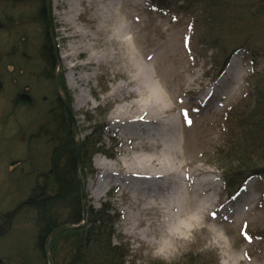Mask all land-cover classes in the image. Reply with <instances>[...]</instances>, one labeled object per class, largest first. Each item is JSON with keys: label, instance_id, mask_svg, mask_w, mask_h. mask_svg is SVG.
<instances>
[{"label": "rangeland", "instance_id": "rangeland-1", "mask_svg": "<svg viewBox=\"0 0 264 264\" xmlns=\"http://www.w3.org/2000/svg\"><path fill=\"white\" fill-rule=\"evenodd\" d=\"M247 6L244 4L242 11H233L234 14H238V10L243 12L242 24H224L222 30L218 27V32L210 33L209 37L215 36L223 41L220 46L227 53L230 50L231 53L238 42L244 41H235L238 31L242 30L240 35L243 39L251 31L264 33V18L259 19L258 29L257 25L244 19L245 15L248 20V14H244ZM3 8L4 3L0 2V12ZM50 9L57 56L54 75L58 76L60 71L64 79L70 98V105L67 104L76 127V143L78 138L81 142L90 135L95 130L93 127L101 125L104 127L100 131V145L104 151L112 149L108 153L113 154V157L104 153H96L92 157L94 177H87L83 181L80 175L86 196L84 203L95 210L104 203L108 204L118 215L113 226L115 235L112 244L116 245L120 237L129 252L127 260L135 264H176L185 261L191 253L209 252L217 256L218 264H264V177L249 179L237 203H228L226 195L223 196V163L209 156L222 143L226 113L247 99V82L252 72L255 70L264 75V44L256 46L255 49L262 55L255 61L244 50L230 55L225 70L233 59L235 62L229 76L238 69L243 70L242 75L236 83L227 76L219 82L225 70L218 79H214L213 70L221 51L215 49L216 45L214 49L206 50L204 45L195 43L191 17L174 12V9L153 10L146 0H51ZM109 12L117 14L110 16L107 15ZM71 16L75 17L73 23L69 21ZM120 18H124L126 23V46L119 42L122 36L118 37L116 33ZM202 29L207 31L205 26ZM230 29L235 31L231 34ZM79 31L88 36L85 41L74 38ZM40 41L36 40L33 49L27 52L31 53L30 63H38L32 57L37 56ZM84 42L90 47L88 54L73 60L69 56L70 49ZM9 47V38L0 35V215L26 198L33 185L32 166L39 170L47 169L50 152L44 140L35 141L33 145L27 141L30 133L37 128L34 123L29 124L36 110L29 112L27 107H17L15 104L16 95L25 91L24 86L28 88L23 94L32 99L35 96L38 101L39 97L49 96L50 86L48 82H41L43 79H38L37 73L42 69L38 66L32 67L35 68L34 72L29 71L30 67L27 66L22 72L18 68L10 71L5 60V51ZM66 55L68 57L63 58ZM90 56L94 57L96 64L85 68L76 66L71 73L68 71L69 67L81 64ZM71 78L76 90L70 86ZM82 78H88L89 81L78 83L77 80ZM151 82L162 95V100L158 98L157 103L150 97ZM140 84L143 91H140ZM79 90L87 95L88 100L76 108L74 103ZM130 92H141L142 96L129 97ZM150 100L154 101L152 107H148ZM35 102L40 105V102ZM133 105L141 109L139 112L160 118L168 125L172 124L171 118L177 122L179 148L173 162L180 174V183L182 186H195L196 194L192 195L194 203L207 200L203 209L197 210L199 213L194 215L190 230L185 232L183 239L173 238L172 242L164 237L163 234L167 233L165 229L169 231L163 228L166 217L160 216L157 210L141 211L142 203L137 207H129L131 200L119 187L109 184L103 197L96 199L93 196L96 180L102 171L94 164L96 157L115 163L113 172L122 173L126 168V159L128 164L133 157L149 154L148 145L140 142L146 137V131L160 125H139L135 131L139 139L131 140L130 135L118 132L115 127L113 129L115 121L110 120L112 111L116 109L122 111L119 110L121 116L116 119L128 118L134 112ZM100 112H103L101 117L98 116ZM87 115L92 119L91 122L86 121ZM138 143L142 148L135 149L134 144ZM207 180L211 182L207 185L209 190L205 192L202 188L206 186L202 182ZM87 183H90L88 190ZM129 212L136 214L138 219L135 235L129 234L127 230ZM176 217L177 222L188 223L187 215L177 214ZM31 218L30 213L22 214L11 224V232L0 238V264H11L7 258L16 257L19 248L28 252L27 243L32 241L34 234ZM141 232L144 235H140ZM25 238L26 242L23 241ZM163 241L167 244L163 245ZM154 242L158 245H152Z\"/></svg>", "mask_w": 264, "mask_h": 264}, {"label": "trees", "instance_id": "trees-1", "mask_svg": "<svg viewBox=\"0 0 264 264\" xmlns=\"http://www.w3.org/2000/svg\"><path fill=\"white\" fill-rule=\"evenodd\" d=\"M146 1L153 10L174 9V12L191 17L195 43L204 45L206 50L214 49L216 45L215 49H219L221 53L220 59L214 65V79L222 75L229 56L238 50L250 53L253 61L262 55V52L255 49L257 45L264 44V33H258L259 30L251 31L244 39L240 35L243 33L242 30L238 31L239 35L235 41H244L238 42L231 53V50L227 53L225 52L227 50L220 46L223 41H219L215 36H209L212 32H218V27L222 30L224 24L228 26L242 24L243 12L239 10L242 11L244 4L248 5L244 13L248 14V20L245 15L244 19L254 26L257 25L258 29L259 19L264 18V0ZM247 1L252 3H244ZM235 9H239L238 14L233 13ZM204 26L207 28L206 32L202 29ZM229 31L232 34L235 29ZM43 45L44 47L41 46L42 48L37 50L41 63L36 62L33 67H42L37 77L47 79L50 86L49 96L39 97V101L35 96L28 102L16 99L15 104L18 105L17 107L20 105L27 107L29 112L36 110L29 124L34 123L37 128L30 133L27 141L33 145L35 141L44 140L45 145L50 147L49 164L45 170L32 166L33 185L26 198L0 215V238L11 232V224L15 219H19L25 213L32 215L34 234L31 237L32 241L27 243L28 252L19 248L16 257L7 258L8 263L48 264L45 244L50 234L59 226H79L84 222L81 227L59 231L51 238L48 252L53 264H135L134 261L127 260L129 252L120 237L116 245L112 244L115 235L113 226L118 220L114 209L105 203L98 210L86 203L85 209L82 208V189L78 181V172L83 181L87 177H94L92 157L96 153L113 157V154L108 153L112 149L104 151V147L100 145V131L104 126L93 127L95 130L80 142V165L79 168L77 167L76 127L54 87L57 56L49 35L44 39ZM203 55L206 56L205 53ZM251 75L247 82L245 94L247 99L242 105L226 113L222 143L212 154H209L210 157H215L223 163V196L226 195L228 200L235 198L249 179L264 177V75L255 70ZM57 83L61 95L70 105V98L60 71ZM35 101L40 102V105H36ZM102 115L103 112L98 113L99 117ZM87 117L86 121L91 122L92 119L88 115ZM84 200L86 201V196ZM23 241L26 242L27 239ZM31 251L34 253L32 254ZM176 264H218V260L212 252L191 253L186 256L185 261Z\"/></svg>", "mask_w": 264, "mask_h": 264}, {"label": "bare ground", "instance_id": "bare-ground-1", "mask_svg": "<svg viewBox=\"0 0 264 264\" xmlns=\"http://www.w3.org/2000/svg\"><path fill=\"white\" fill-rule=\"evenodd\" d=\"M73 11L74 9L71 11V13H73ZM78 14L80 15V12ZM109 14L110 16H116L117 13H107V15ZM101 18L103 19L104 17L101 16ZM74 20V16H71L69 18V21L71 23H73ZM125 28L126 23L124 21V18L118 19V30L116 33L118 37L122 36V39L120 38L119 42L123 43V45L126 46L128 45V38ZM87 37L88 36L85 33L79 31V34L75 35L74 38H81L83 39V41H85ZM89 50L90 47L88 43L84 42V44H81L76 48H71V53L69 54V56L73 57V60H75L76 58L79 59L83 55L88 54ZM125 53H127V51H125ZM67 57L68 56L66 55V57L63 58L66 59ZM234 62L235 60L232 59V62H230L229 66L226 68L219 82H222L226 78V76L228 77V79H231L233 83H236L237 80H239L243 71L241 69L235 70L232 73V76H229L231 74V66ZM91 64H96V62L94 61V57L92 56L86 58V60H84L79 65L69 67L68 71H70L71 73V70L75 69L76 66L85 68L87 66H90ZM82 80L86 82L89 81L88 78H82L77 80V82L81 83ZM71 82V88L76 90L77 87L74 85L72 78ZM140 86V91H143L141 84ZM138 94L135 92H130L128 96H142L141 92ZM161 96L162 95L160 94L159 89L151 82V99L155 100V103H157L156 100H158V98L161 99ZM87 100V95L79 90V95L76 97L74 106L76 108H79L82 105L86 104ZM152 100L148 101V107H152L154 105V101ZM132 107L134 109V112L125 119H122V117L120 119H116L121 116V109L112 111L110 120L115 121V123L113 122V129L115 127L118 132L124 133L125 135L128 134L130 135V139L134 140L136 138L139 139L135 133V131H137L136 127H139V125H160L158 128L155 127L150 131H146V137H144L140 142L146 146L148 145L149 154L145 157L142 155L133 157L128 164L127 159L124 156L123 158L126 159V168L124 167V171L122 170V173L113 172L114 169L112 168V166H115V163L108 162L107 160H104L103 157H96L94 159V164L102 171L100 172L98 179L96 180L97 185L95 190L93 191V196L96 199L103 197L107 192L109 184H112L115 187H119L124 194L129 196L131 200L129 207H137L139 206V203H142V207L140 208L141 211L157 210L156 212H159L160 216L166 217V223H164L165 225L163 228H168L169 231L165 229L167 233L165 235L163 234L164 237L172 242L173 240L171 239L173 238H175V240L183 239L185 232L190 230V223L194 221V215H197L199 213L198 211H201L203 209L204 204L205 202H207V200H202V202L199 204L194 203L192 195L196 194L195 186H189L187 184L182 186L180 183V174L173 162V159L177 154V149L179 148V140L177 137V122L173 118H171L170 122L173 120L172 124L168 125V122L164 123L162 119L160 120V118H152V116H148L147 113L139 112V110L141 109L136 105H133ZM140 143L134 144L135 149L142 148ZM123 158L121 161H123ZM112 180H114V182ZM160 180L162 182H160ZM210 182V180L202 182L203 186H206L205 188H202L203 191L207 192L209 190V188L207 189V185ZM89 188L90 183H87L86 189L88 190ZM201 194H203V192ZM191 213H193V215H191ZM177 214L178 216H180L181 214L187 215L188 223L177 222ZM127 221H129V227L127 228L128 233L131 235H135V230L137 228L138 222L136 214H134L133 212H129L127 215ZM139 234L144 235V232H141ZM162 244L166 245L167 242L165 243L163 241ZM152 245H158V243L154 242L152 243ZM159 246H161V243L159 244Z\"/></svg>", "mask_w": 264, "mask_h": 264}, {"label": "flooded vegetation", "instance_id": "flooded-vegetation-1", "mask_svg": "<svg viewBox=\"0 0 264 264\" xmlns=\"http://www.w3.org/2000/svg\"><path fill=\"white\" fill-rule=\"evenodd\" d=\"M0 2L4 3V8L0 12V35L8 37L10 43L9 50L6 49L5 51L6 65L11 68L10 71L18 68L22 72L27 66L30 67L29 71L33 72L34 62L30 63L31 53L27 54V52L33 49V43L36 40H41L37 45L39 51L44 47L43 42L46 36L49 35L50 37L45 0H0ZM39 56L38 53L35 58L32 57V60L35 59V61L41 63L39 61L41 57ZM40 79H43L40 81L44 84L47 82L46 78L40 77ZM24 88L27 89L28 87L24 86ZM26 89L16 95L17 100L27 102L30 100L29 95L23 94Z\"/></svg>", "mask_w": 264, "mask_h": 264}, {"label": "water", "instance_id": "water-1", "mask_svg": "<svg viewBox=\"0 0 264 264\" xmlns=\"http://www.w3.org/2000/svg\"><path fill=\"white\" fill-rule=\"evenodd\" d=\"M50 3H51V0H45V8H46V14H47V26H48V31L50 33V37H51V40H52V44H53V47L54 49H56V46H55V43L53 42L54 40V37H53V34H52V27H51V9H50ZM54 87L56 89V91L58 92V95L60 97V99L62 100V102L64 103V106H65V109L67 110L70 118L72 119V121L74 122V117H73V114L67 104V102L64 100L63 96L61 95L60 91H59V87H58V83H57V77L56 75L54 76ZM76 150H77V167L79 168V165H80V138H78L77 140V143H76ZM78 181L80 183V186H81V189H82V196H81V200H82V208L83 210L85 209V203H84V193H83V183H82V180H81V177H80V173L78 172ZM84 225V222H82V224H80L79 226H70V225H62V226H59L57 227L51 234L50 236L48 237L47 241H46V244H45V251H46V258H47V262L48 264H53V261L49 255V252H48V247H49V241L51 240V238L59 231H63V230H69V229H74V228H78V227H81Z\"/></svg>", "mask_w": 264, "mask_h": 264}, {"label": "snow or ice", "instance_id": "snow-or-ice-1", "mask_svg": "<svg viewBox=\"0 0 264 264\" xmlns=\"http://www.w3.org/2000/svg\"><path fill=\"white\" fill-rule=\"evenodd\" d=\"M189 124H191V121H188Z\"/></svg>", "mask_w": 264, "mask_h": 264}]
</instances>
